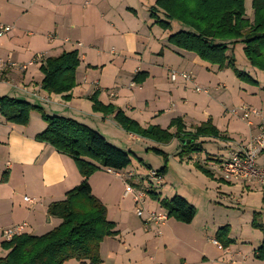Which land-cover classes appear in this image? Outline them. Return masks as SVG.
Returning a JSON list of instances; mask_svg holds the SVG:
<instances>
[{
	"label": "crops",
	"instance_id": "1",
	"mask_svg": "<svg viewBox=\"0 0 264 264\" xmlns=\"http://www.w3.org/2000/svg\"><path fill=\"white\" fill-rule=\"evenodd\" d=\"M151 1L156 2V0ZM152 4L150 7L153 6ZM128 14L131 12L127 10V6L124 8L123 2H118V0H35L33 4L31 1L23 0H0V18L13 26V30L8 35L0 38L1 58L11 59L22 65L27 64L39 52L49 57L57 56L63 51L77 50L81 59L76 74L77 85L70 92L68 99L63 94H50L42 88L44 75L40 70V63L28 65L27 68L18 66L6 69L3 77L0 78V97L9 96L28 101L43 108L47 114L75 119L97 130L108 141L121 148H124V145L117 141L118 138L127 144L143 141V137L125 131L117 123L113 114L104 115L102 112L95 111L90 97L96 91H98L99 100L103 104H113L142 127L158 125L166 129L173 119L181 118L185 130H195V127L200 125L196 119L198 112L194 107L185 106L182 103V101H186H184V93L176 84L179 78L172 80L169 73L175 69L171 62H166L164 59L166 51L163 47L164 43L161 41L164 40L166 34L162 33L161 39L160 36H155L153 31L156 19L153 17V21L143 19V23H140V21H134ZM158 15V17H164L163 13H158ZM248 17H253V11ZM28 21L42 29L26 33L23 24ZM151 23H153L152 26H150ZM81 25L79 33L83 34L84 39L88 42L93 43L84 45L81 40L76 45L68 47L66 44L71 42L69 36L62 37L66 28L77 29V26L81 27ZM48 26L54 28V33L51 34H55L56 37L53 39L49 38ZM67 39L70 41L65 42ZM144 40L146 43H143ZM108 42L116 44V46L119 45L123 52L118 54L114 46L106 50L105 46ZM98 44L102 46V49ZM237 45L239 44H236L235 48ZM171 49L170 55L175 59L174 66L176 65L183 71L192 73V68L197 67L201 69L199 73L206 75L209 71L218 68V66L207 62L204 64L195 53L178 49L175 46ZM127 54L132 57L129 60L131 65L128 70H124L127 59H130ZM133 54H139L140 57L133 56ZM164 73L174 83L170 84L168 88L161 81ZM127 74L130 75L127 76ZM136 74L143 78V83L137 84L133 80ZM125 76V81L132 79L130 86L134 89L128 88L126 83H122L121 79ZM135 89L140 94L132 92ZM51 95L55 97L53 98ZM44 97H48L49 100L46 101ZM30 98L38 101L40 105ZM262 104L259 111L264 116V105ZM170 105H175L176 110L172 109ZM210 112L209 109H205L204 120L201 122L212 119L214 125L229 139L202 137L199 141L219 143L227 152V157L237 143L246 142L257 133L261 121L260 116H257L260 117V121L256 122L251 119L252 116L250 117L247 122V135L243 140L238 137L239 133L234 132L233 127L229 125L226 129L219 127L216 118ZM46 127L47 123L37 110L31 112L30 122L25 126L6 120L0 112V229L26 222L28 224L26 233L33 235L47 233L61 223L59 218L49 214V205L65 199L66 193L83 180L72 157L59 153L52 145L36 139V135ZM171 132H176V128L173 127ZM174 141L176 138L164 144L168 145ZM203 149L200 153H192L190 156H193L199 163L205 161L209 165L211 162L214 172L215 167L220 169L222 163L219 164L215 161V158L218 159V157L212 155L208 149ZM227 157H219V160ZM125 171L136 174L144 173L140 169L137 170L138 172L128 170V168L121 172L99 169L89 178L93 194L106 205L108 218L116 222L119 232L116 236L107 237L101 244L102 263L100 264H117L119 252L116 240L121 236V226L125 221L122 203L131 198L125 195L124 180L118 175L127 173ZM166 176L167 174L164 176L165 183ZM235 186L242 189L248 187L252 192L264 191L260 184L253 182L242 186L240 184L230 185L229 193H234ZM179 193L181 192L173 191L172 194L175 196L180 195ZM156 194L159 196L160 193L156 191ZM233 197L235 198V196ZM177 227L180 228V226H174L176 231ZM158 228L153 226L152 230L145 231L147 233L156 232V235L159 236ZM219 228L214 227L207 242L217 248L222 258L211 261L206 253L207 246L205 242H202L203 252L200 255L203 257V263L201 264H228V262L229 264H246L248 258L243 254V251L237 248L238 241L233 228L230 233V237L234 239L233 244L225 249L216 243L215 234ZM150 235L157 237L154 233ZM182 240L189 244L188 239L180 238L179 242ZM193 240V243L199 241L198 236H194ZM258 241H262L261 237ZM5 252L7 251L5 250ZM150 258L155 260L153 256ZM71 261L77 260L72 259L65 264H70ZM157 264L162 263L158 262Z\"/></svg>",
	"mask_w": 264,
	"mask_h": 264
},
{
	"label": "trees",
	"instance_id": "2",
	"mask_svg": "<svg viewBox=\"0 0 264 264\" xmlns=\"http://www.w3.org/2000/svg\"><path fill=\"white\" fill-rule=\"evenodd\" d=\"M245 2L157 0L151 7V15L164 30H170L172 22H178L184 27L170 34L168 39L178 49L193 52L202 61L216 65L219 69L232 68L239 79L257 84V80L237 68L236 58L233 52L230 53L236 44L241 43L251 65L264 70V0H252V18L247 16ZM158 13H163L164 17H158ZM80 63L77 50L45 57L40 63L44 75L42 88L50 94H63L66 99L70 98V92L77 85L76 74ZM134 81L140 83L143 78L138 74ZM90 99L95 111L104 115L113 114L117 123L129 133L160 143H169L174 138L182 139V153L203 151L202 142L199 141L202 137L229 139L214 125L212 119L196 126L193 131L185 130L181 118L173 119L166 129L158 125L145 128L113 104H103L99 100L98 91ZM33 110L39 111L47 123L46 129L38 133L36 139L72 157L83 180L66 193L65 199L49 205V214L59 218L61 223L42 235L25 232L3 242L2 247L7 254L0 257V264H64L72 259L80 264H100L101 244L107 237L116 236L119 232L116 222L108 218L106 205L93 194L89 178L99 169L115 172L125 170L131 164L130 155L97 130L75 119L47 114L43 108L28 101L9 96L0 97V112L12 123L28 125ZM173 127L176 132H171ZM155 150L165 155L166 164L157 169L164 177L168 171V155L162 150ZM197 167L211 175L200 164ZM151 197L159 201L168 218L189 224L197 214L196 207L180 195L160 198L153 190ZM252 226L264 232L263 222L254 219ZM230 233L229 225L217 230L215 240L222 248L234 243ZM255 256L264 260V241Z\"/></svg>",
	"mask_w": 264,
	"mask_h": 264
},
{
	"label": "rangeland",
	"instance_id": "3",
	"mask_svg": "<svg viewBox=\"0 0 264 264\" xmlns=\"http://www.w3.org/2000/svg\"><path fill=\"white\" fill-rule=\"evenodd\" d=\"M23 1H31V4L35 2V0ZM119 1L123 2L124 8L127 6V10L132 14H128V16H132L134 21H140V23H143V19H155V17L151 15L150 5L152 3V5H155L156 2H152L151 0H118V2ZM245 6L246 11L249 14L248 16H250V13L253 11L252 0H246ZM152 25L153 23H151L150 26ZM50 26H48V32L51 34L54 33V28H50ZM23 27L26 33L29 31L35 32V29H39L38 31L42 29L36 27L33 23H30V21L25 22ZM81 28L82 25L81 27L77 26V29H74L73 27L66 28L62 37L69 36L71 42L66 44L68 47L76 45V43L81 40L84 45L93 43L88 42L84 39L83 34L79 33ZM180 28L184 27H182L180 23L174 22L173 27L170 30H164L156 24L153 31L155 36H160V39L162 33L166 34L164 40L161 41V43H164L163 47L166 51L164 59L166 62H171L173 69H175L174 71L179 73L183 70L179 69L176 65L174 66L175 59L170 55L172 50L171 47H174V45L169 42L168 36L178 31ZM146 30L148 31V28ZM108 43L105 46L106 50H109L114 46L116 47L118 54L123 52L118 44L119 47L116 46V44ZM143 43H146L145 40ZM98 46L102 49V46L99 44ZM243 47L244 46L240 43L235 50L230 51V53L233 52L236 58L237 68L257 80V84H251L245 80L239 79L232 68H217L209 72L205 70V72H208L205 75L199 73L201 69L197 67L192 68V73L189 71L186 72L191 74L194 81L197 79L195 82L199 84L201 91H197L193 82L187 81L181 76H179L176 84L179 85L180 91L184 93L183 97H185L184 101L186 102L182 101V103L185 106L194 107L198 112L196 114L198 123L202 124L205 122L201 121L204 120L203 116L205 109H209V111H211L210 113L216 118V123L219 127L221 126L223 129H226L228 125L233 127L234 132L239 133L238 135L240 136L238 137L244 140L248 129L247 121L229 114L226 109L246 106L250 109L256 108L259 110L261 103L264 105V70H260L251 65L244 53ZM127 55L130 59H127V64L124 67V70H128L131 65L129 60H131L132 57L129 54ZM135 55L140 57L139 54H133V56ZM201 62L204 63L205 61ZM172 71L173 70L170 72L172 73ZM171 73H169L170 77ZM128 75L130 74H127V76ZM164 75L163 80L161 81H163L168 88L170 84L174 83L170 80V77L168 79L166 73H164ZM125 78L126 76L121 79L122 83H126V87L128 88L134 89V87L130 86L132 79L130 78L125 81ZM203 79H205V81H203ZM141 83L143 82L137 84ZM223 85H225V87H223ZM132 92L140 94L137 89ZM51 97L54 98L55 96L51 95ZM30 99L40 105L35 99ZM150 103L152 104V102ZM175 105H170V107L176 110ZM46 106H48V104H46ZM251 119L255 122L260 121V117L258 118L257 116H252ZM142 140L143 141L127 144H125V141L121 142L123 141L121 138H118L117 140L121 144L123 143L122 145H124V148L122 149L126 150L130 155L131 164L129 165L128 170L138 172L137 170L140 169L142 172L146 173V171L151 169L150 167H153L154 169L162 168L166 164L165 155L158 153L155 150L162 149V151L168 155V171L165 178L166 183L164 182L161 186L154 185L156 191L160 193L159 197L172 198L174 196V194H172L173 191H180L183 194H179L188 199V201L196 207L197 214L190 225L179 222L174 218H168L164 224L165 226H157L152 223L147 224L144 220L146 217L141 218L136 214V206L132 198L127 199L125 203H122V208L125 213L123 218L125 221L121 226V236L116 240L119 252L116 261L117 264H157L158 262H161L162 264H189L190 262L192 264H201L203 263V257L200 255V253L203 252L202 242H205L207 246L206 253L211 261L214 259H220L222 258L220 252L214 245L208 243L207 240L214 231V227L221 228L225 225H229L230 229L233 228L234 234L236 235L235 237L238 241L237 248L243 251V254L248 258L246 264H264V260L255 256V252L261 246V242L264 241V232L260 229L257 230V228L252 226L254 219L258 222L264 223V191L252 192L248 187L242 189L235 186L233 190L234 193H229L230 185L240 184L242 186L248 183L241 181L226 182L223 180L224 177L222 170L215 167L216 169L214 172L213 165L210 161H208L210 162L209 165H207L205 161L199 163L193 158V156H190V152L182 153L184 145L182 139L176 138V141L168 145L159 143L150 138L143 137ZM201 142L203 148L208 149L212 155L218 157V159L215 158L216 163L221 164L225 160H219V157H227V152L219 143L210 141ZM179 149L181 150L177 153ZM261 162L264 163V158L261 159ZM197 164H200L204 169L210 171L211 175H208L203 170L199 169ZM125 172L128 173L129 171ZM212 172H214V174H212ZM123 183L125 186V182ZM145 184H148V181H145ZM262 189L264 190V188ZM233 196H235V198ZM145 206L146 210L149 211H162L159 201L153 199L151 194L148 196ZM176 225L180 226V228L177 227V231L174 228ZM153 226L156 228L159 227V236L156 235V232L147 233L145 231L152 230L151 227ZM153 233L157 236L156 238L153 237V235H150ZM194 236H198L199 241L193 243ZM259 237H261V242L258 241ZM180 238L188 239L189 244L183 240L182 242H179ZM258 242L259 244L252 247ZM223 248L226 249L227 247ZM6 254L7 252H5V250H0V257L5 256ZM151 256L155 258L154 261L151 260ZM70 264H79V262L71 261Z\"/></svg>",
	"mask_w": 264,
	"mask_h": 264
},
{
	"label": "built area",
	"instance_id": "4",
	"mask_svg": "<svg viewBox=\"0 0 264 264\" xmlns=\"http://www.w3.org/2000/svg\"><path fill=\"white\" fill-rule=\"evenodd\" d=\"M13 30V26L4 22L0 18V38L8 35ZM55 34H49V38H55ZM70 40H65L69 42ZM80 44V43H79ZM44 53H37L27 64H18L11 59L0 57V78L6 69L11 67L27 68L28 65L41 63L45 58ZM181 76L187 81H191L195 85L197 91H201V87L196 83L191 74L182 71H172V80H177ZM37 95V94H34ZM46 101L48 97H44ZM228 113L240 117L242 120L249 122L251 116H260L261 121L258 125V131L251 136L246 142H239L235 145L230 155L225 159L220 169L223 172L225 181L228 182H246L258 183L264 188V163L261 159L264 158V116L256 108L250 109L246 106H239L228 110ZM125 182V195L130 196L136 206V214L144 218L145 223L155 224L157 226L164 225L168 220L167 213L164 209L162 211L146 210V201L148 196L155 186H161L164 183V177L156 169H149L146 173L136 174L134 172L118 174ZM148 181V184H145ZM155 185V186H154ZM26 199H28L26 197ZM28 224L26 222L18 223L15 225L3 227L0 229V250L3 249V242L10 241L14 237L19 236L26 232ZM216 242V241H215ZM218 243V242H216Z\"/></svg>",
	"mask_w": 264,
	"mask_h": 264
}]
</instances>
